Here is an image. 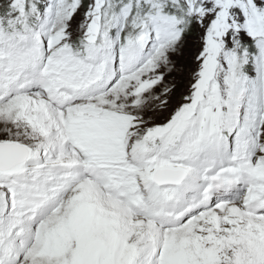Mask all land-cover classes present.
Returning a JSON list of instances; mask_svg holds the SVG:
<instances>
[{
	"label": "snow or ice",
	"instance_id": "1",
	"mask_svg": "<svg viewBox=\"0 0 264 264\" xmlns=\"http://www.w3.org/2000/svg\"><path fill=\"white\" fill-rule=\"evenodd\" d=\"M0 264H264V0H0Z\"/></svg>",
	"mask_w": 264,
	"mask_h": 264
}]
</instances>
